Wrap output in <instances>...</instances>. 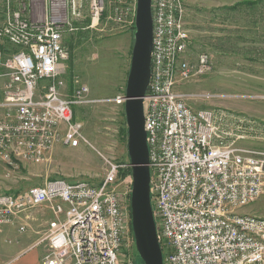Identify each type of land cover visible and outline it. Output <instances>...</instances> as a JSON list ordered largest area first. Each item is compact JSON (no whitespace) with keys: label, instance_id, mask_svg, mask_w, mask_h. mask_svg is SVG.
<instances>
[{"label":"built area","instance_id":"obj_1","mask_svg":"<svg viewBox=\"0 0 264 264\" xmlns=\"http://www.w3.org/2000/svg\"><path fill=\"white\" fill-rule=\"evenodd\" d=\"M85 0L7 1L0 23V160L8 167L39 163L62 140L77 146L82 125L75 106L93 103L89 88L63 92V74L71 57L64 42L74 30ZM115 20L136 22V0H115ZM92 24L105 11V0H89ZM36 12V20L27 16ZM151 77L144 97L145 130L151 168V200L164 264H264V217L239 209L264 195V150L235 145L233 115L224 109L194 108L179 83L201 79L213 65L207 52L188 58L191 36L185 0H152ZM7 44L16 48L8 53ZM208 101L219 97L198 94ZM125 105V93L113 99ZM85 140V139H84ZM106 178L47 180L19 192L0 193V225L26 232L36 214L45 212L47 243L42 264H123L135 243L132 214L118 191L133 186L132 165L109 162ZM135 256H139L135 255ZM136 257L127 264L140 263Z\"/></svg>","mask_w":264,"mask_h":264},{"label":"rangeland","instance_id":"obj_2","mask_svg":"<svg viewBox=\"0 0 264 264\" xmlns=\"http://www.w3.org/2000/svg\"><path fill=\"white\" fill-rule=\"evenodd\" d=\"M7 1L18 8L24 0H0V23L5 19ZM239 1L195 0L190 6L185 3L186 27L191 36L188 58L195 63L199 53L207 52L213 67L201 79L179 83L177 88L189 95L188 103L194 108L212 106L229 111L235 123L233 134L247 136L236 139L235 145L264 150V22L245 11L229 17H225L226 11L220 12L221 16L215 20L214 12H204L206 8L199 5H235ZM26 2L30 3V0ZM115 5V0H105V11L93 26L89 0H85L81 16L74 20L75 29L66 31L64 37L71 57L63 74L66 83L63 92L69 97L77 87L87 86V96L94 100L75 106V119L82 125L85 140L81 139L77 146H69L60 140L45 160L21 163L14 169L0 160V193L22 191L56 178L98 184L106 178L110 167L108 161L125 165L130 160L128 135L126 139L122 133L126 127L128 132L125 108L113 99L126 92L136 24L117 22ZM27 16L33 20L39 17L33 11ZM252 20L259 21L256 30L252 28ZM7 46L9 52L15 50L11 45ZM202 93L219 97L205 102L196 97ZM118 169V191L129 217L132 214L131 193L123 182L129 171L126 166ZM263 205L264 195L238 212L263 208ZM43 216L45 221L49 218L47 213ZM135 255L138 250L131 243L123 264H127L126 260L131 256L138 258L140 263L141 257Z\"/></svg>","mask_w":264,"mask_h":264},{"label":"water","instance_id":"obj_3","mask_svg":"<svg viewBox=\"0 0 264 264\" xmlns=\"http://www.w3.org/2000/svg\"><path fill=\"white\" fill-rule=\"evenodd\" d=\"M135 43L124 105L128 152L132 165V228L139 256L145 264H164L151 200V168L145 130L144 97L151 77L153 50L152 0H137Z\"/></svg>","mask_w":264,"mask_h":264},{"label":"crops","instance_id":"obj_4","mask_svg":"<svg viewBox=\"0 0 264 264\" xmlns=\"http://www.w3.org/2000/svg\"><path fill=\"white\" fill-rule=\"evenodd\" d=\"M193 2L195 0H185L187 6ZM230 4L232 3L199 5L206 8L204 12L213 13L216 9ZM9 48V46L6 47V49ZM4 81L5 78H1L0 84L2 85ZM44 213L36 214V220L31 221L32 223L24 233L18 229L19 221L13 225H0V264H42L43 256L47 252V243H39L46 229ZM245 213L264 217V205L263 208L247 209Z\"/></svg>","mask_w":264,"mask_h":264},{"label":"trees","instance_id":"obj_5","mask_svg":"<svg viewBox=\"0 0 264 264\" xmlns=\"http://www.w3.org/2000/svg\"><path fill=\"white\" fill-rule=\"evenodd\" d=\"M5 11H6V9H5ZM224 11H226V13H227V15L225 17H229L232 14H239V11L243 12V13L245 11V13L247 12V13L253 15L254 17L258 16L260 18L259 20L261 22H264V0H241L238 3H236L235 5H226L224 7H220L219 9H216V11H213L214 12V19L215 20L218 19L219 18L218 16H221V15H219V13L224 12ZM258 22L259 21H257V20L251 21V25H253L252 28H255L254 30H256V28L258 27V25H257ZM87 23H89V20H87ZM76 24H78V22ZM254 32H255V34L258 33L257 31H254ZM250 56L251 55H248V57H250ZM123 132H124V136L127 139V135H128L127 127H126V129L122 130V133ZM16 192H19V191H16Z\"/></svg>","mask_w":264,"mask_h":264}]
</instances>
